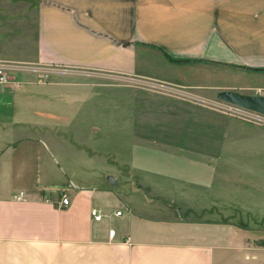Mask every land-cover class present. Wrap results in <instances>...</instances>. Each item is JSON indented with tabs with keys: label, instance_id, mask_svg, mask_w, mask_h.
<instances>
[{
	"label": "crops",
	"instance_id": "obj_1",
	"mask_svg": "<svg viewBox=\"0 0 264 264\" xmlns=\"http://www.w3.org/2000/svg\"><path fill=\"white\" fill-rule=\"evenodd\" d=\"M0 64L52 71L45 84L25 74L20 89L0 84V264H264L263 127L155 97L156 106L193 113L191 144L127 151L131 181L148 191L142 199L72 183L49 193L41 168L52 161L40 136L41 122L71 119L56 107L67 97L60 89L104 79H128L115 86L133 90L136 79L160 90L214 89L181 79L202 65L222 74L224 91L262 96L264 0H0ZM136 95L125 99L133 112ZM173 188L190 202L184 210L167 200ZM106 200L126 209L105 211Z\"/></svg>",
	"mask_w": 264,
	"mask_h": 264
},
{
	"label": "rangeland",
	"instance_id": "obj_2",
	"mask_svg": "<svg viewBox=\"0 0 264 264\" xmlns=\"http://www.w3.org/2000/svg\"><path fill=\"white\" fill-rule=\"evenodd\" d=\"M13 66H16L17 69L15 68L14 72L10 74V78L13 82L21 83V87L26 84V81L19 80L18 74L36 76V83L45 84L46 82L40 83V80L52 72L44 71L40 66ZM22 67H25L22 69L23 71L20 69ZM184 72L186 73L181 77L182 80L214 86V89H185L182 93L181 89L160 90L147 83L150 81H140V79H136L135 84H130L136 90L115 86L122 83L128 85V79H104L103 87L98 88L84 87L75 90V88L66 87L60 89L59 93L65 94L67 97L64 98L63 104L58 103L56 107L65 110L67 117L71 119L63 121V117H61V121L58 122L40 123V134L45 133V136H40L47 145L46 159L52 161L51 166L49 160H45L41 168V176H48L47 185L52 187L49 193L55 196L60 195L61 191L72 183L86 190L96 191L106 188L110 193L138 199L145 197L148 191L146 189L139 191L130 179L132 166L128 161L127 151L131 152L133 149L142 148L154 149L157 146L165 145L164 142L171 146L179 143L191 144L189 133L192 130V117L188 116L192 115L188 114L193 113L186 110V106L171 104L156 106L151 101L157 96L182 100L185 103L192 101L195 103L192 108L199 110V114H225L264 128L263 114L218 99V94L224 91L221 88L222 84H226L222 74L215 72L209 66L202 65L199 66L197 72L191 73V70ZM165 76L167 77V75ZM246 80L234 79L232 81L244 84L248 82ZM49 81L50 79L47 80V82ZM117 81L119 83H116ZM255 92L264 96L263 89ZM134 94H137L135 99L138 104L133 112L125 99L128 95ZM175 113L181 116V119H178ZM183 114L184 116H182ZM166 127L169 134L173 135L172 138H166V135L162 136L164 133L162 130L165 131ZM181 135L183 136L181 137ZM118 148L124 153L117 154L115 150ZM136 157H139L138 154ZM109 178H113L115 181L118 178V184L111 183ZM135 189L136 193H134ZM178 192L179 189L173 188L168 191L166 198L176 202L177 206L184 210L187 205H190V202L182 203ZM261 195L264 197L263 190ZM164 205L170 206L171 203H164ZM103 208L108 212L126 209L123 205L115 206L108 200L103 203ZM176 208L175 210H178Z\"/></svg>",
	"mask_w": 264,
	"mask_h": 264
},
{
	"label": "built area",
	"instance_id": "obj_3",
	"mask_svg": "<svg viewBox=\"0 0 264 264\" xmlns=\"http://www.w3.org/2000/svg\"><path fill=\"white\" fill-rule=\"evenodd\" d=\"M14 72V68L12 66H9L7 64H0V84L1 85H12L13 88L16 89H20L21 88V83H17V82H13L10 78V74ZM49 78V75L46 74V76L44 77L43 80H40V83H44L47 82ZM70 198L68 197L66 192H62V204L64 206H69L70 205ZM112 215L114 217H122L123 216V212L122 211H117V212H113ZM91 217L93 219V221L95 222H101L103 221V219L106 217V215H104L101 211L97 210V209H92L91 211ZM111 217V215H110ZM116 236V231L115 229H110L109 230V240L113 241L115 239ZM127 244L131 243V239L127 238L126 240Z\"/></svg>",
	"mask_w": 264,
	"mask_h": 264
},
{
	"label": "water",
	"instance_id": "obj_4",
	"mask_svg": "<svg viewBox=\"0 0 264 264\" xmlns=\"http://www.w3.org/2000/svg\"><path fill=\"white\" fill-rule=\"evenodd\" d=\"M218 99L264 115V96L245 95L234 91H223L218 94ZM109 181L113 184L116 183L113 178H109Z\"/></svg>",
	"mask_w": 264,
	"mask_h": 264
},
{
	"label": "trees",
	"instance_id": "obj_5",
	"mask_svg": "<svg viewBox=\"0 0 264 264\" xmlns=\"http://www.w3.org/2000/svg\"><path fill=\"white\" fill-rule=\"evenodd\" d=\"M174 62H179V63H186L188 62L187 60H173ZM261 243L264 244V242L262 241Z\"/></svg>",
	"mask_w": 264,
	"mask_h": 264
}]
</instances>
